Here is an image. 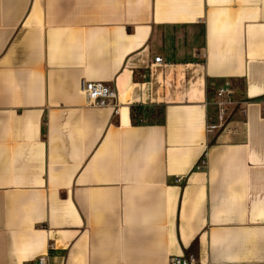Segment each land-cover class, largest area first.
Listing matches in <instances>:
<instances>
[{
  "label": "crops",
  "instance_id": "crops-1",
  "mask_svg": "<svg viewBox=\"0 0 264 264\" xmlns=\"http://www.w3.org/2000/svg\"><path fill=\"white\" fill-rule=\"evenodd\" d=\"M263 99L264 0H0V264H264Z\"/></svg>",
  "mask_w": 264,
  "mask_h": 264
},
{
  "label": "built area",
  "instance_id": "built-area-1",
  "mask_svg": "<svg viewBox=\"0 0 264 264\" xmlns=\"http://www.w3.org/2000/svg\"><path fill=\"white\" fill-rule=\"evenodd\" d=\"M156 64L162 63L161 57L155 58ZM81 94L85 97L88 107L111 108L115 115L119 113L118 94L109 84L100 82L83 81L80 87ZM248 101L241 98L234 82L226 79L220 85H210L208 89L207 107L209 118L207 132L210 136L215 135L229 124L230 120L237 114L247 112ZM264 114V99L261 101ZM206 166L205 155H203L197 168L204 170ZM33 264H48L47 257H40ZM169 264H199L195 255L180 258H172Z\"/></svg>",
  "mask_w": 264,
  "mask_h": 264
},
{
  "label": "trees",
  "instance_id": "trees-1",
  "mask_svg": "<svg viewBox=\"0 0 264 264\" xmlns=\"http://www.w3.org/2000/svg\"><path fill=\"white\" fill-rule=\"evenodd\" d=\"M233 82H234V85L236 87L237 83L235 81H233ZM133 113H134L133 118H134V120L138 121L137 123H140L139 121H141V122L143 121L146 123H152L155 120H158V119L160 120V118H161L160 113L157 111V109L155 111H153V110L148 111L147 109L137 107L134 109ZM213 142H215V141H211L210 145H212Z\"/></svg>",
  "mask_w": 264,
  "mask_h": 264
}]
</instances>
